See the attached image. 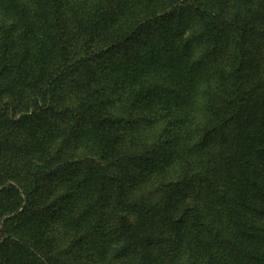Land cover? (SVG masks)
<instances>
[{"label":"trees","instance_id":"trees-1","mask_svg":"<svg viewBox=\"0 0 264 264\" xmlns=\"http://www.w3.org/2000/svg\"><path fill=\"white\" fill-rule=\"evenodd\" d=\"M263 175L264 0H0V264H264Z\"/></svg>","mask_w":264,"mask_h":264},{"label":"rangeland","instance_id":"rangeland-1","mask_svg":"<svg viewBox=\"0 0 264 264\" xmlns=\"http://www.w3.org/2000/svg\"><path fill=\"white\" fill-rule=\"evenodd\" d=\"M258 182L261 183L262 187H264V175L262 176V178H260V180H258ZM259 223H264V216L259 219ZM76 263L79 264L78 261ZM76 263L73 262L70 264H76Z\"/></svg>","mask_w":264,"mask_h":264}]
</instances>
